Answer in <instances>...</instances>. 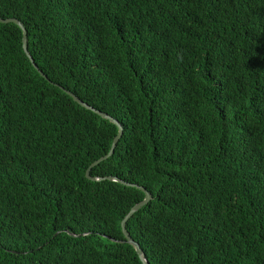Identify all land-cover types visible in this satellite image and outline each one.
<instances>
[{"label": "trees", "instance_id": "trees-1", "mask_svg": "<svg viewBox=\"0 0 264 264\" xmlns=\"http://www.w3.org/2000/svg\"><path fill=\"white\" fill-rule=\"evenodd\" d=\"M0 264H264V0H0ZM57 85V86H56Z\"/></svg>", "mask_w": 264, "mask_h": 264}, {"label": "water", "instance_id": "water-1", "mask_svg": "<svg viewBox=\"0 0 264 264\" xmlns=\"http://www.w3.org/2000/svg\"><path fill=\"white\" fill-rule=\"evenodd\" d=\"M0 23L1 24H14L16 25L22 32V50L25 54V56L27 57V59L29 60V62L31 63L32 67L34 68V70L37 71V73L44 78L45 80H47L46 76L38 69V67L36 66V64L34 63L31 55L28 52L27 49V39H26V31L24 29V27L22 26V24L13 18H9V19H2L0 17ZM57 86V85H56ZM61 91H63L67 96H69L77 105H79L80 107L84 108L85 110H88L94 114H96L97 116H99L100 118L107 120L108 122H110L111 124H113L116 128H117V134L115 136V138L112 141L111 147L109 152L101 157L100 159L96 160L93 164H91L89 166V168L86 170L85 173V178L91 182H102V181H109V182H116L119 183L121 185L124 186H128V187H133L136 188L138 190H140L141 192H143L144 194V199L136 204L135 206H133L130 211L126 214V216L123 218V220L121 221L120 227H121V232L122 235L124 237L125 243L132 246L138 259L140 260L141 264H148L147 259L145 258V255L143 253V251L141 250V248L139 247V245L134 242L131 237L129 236V234L127 233L126 230V224L127 222L131 219V217L138 212L142 207L146 206L152 199L151 194L148 193L144 188L139 187L137 185H131L128 184L118 178L115 177H111V176H107V177H98V176H91L90 172L93 168H95L96 166H98L100 163L104 162L105 160H107L108 158H110L113 153H114V149L116 148V145L118 143V141L120 140V138L122 137L123 134V129L121 127V125L112 117H110L109 115L102 113L100 111L95 110L93 107L85 104L84 102H82L81 100H79L74 94H72L71 92L57 86Z\"/></svg>", "mask_w": 264, "mask_h": 264}]
</instances>
